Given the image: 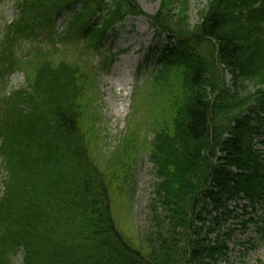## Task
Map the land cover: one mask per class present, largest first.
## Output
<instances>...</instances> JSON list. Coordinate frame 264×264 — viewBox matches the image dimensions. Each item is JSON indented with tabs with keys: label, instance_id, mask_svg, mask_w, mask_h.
Listing matches in <instances>:
<instances>
[{
	"label": "trees",
	"instance_id": "1",
	"mask_svg": "<svg viewBox=\"0 0 264 264\" xmlns=\"http://www.w3.org/2000/svg\"><path fill=\"white\" fill-rule=\"evenodd\" d=\"M7 1L16 18L0 25V264L21 252V264H228L231 220L264 240V0H207L195 23L189 0H159L151 15L134 0H0V10ZM128 17L166 46L105 156L86 80L49 57L78 44L98 53ZM41 39L49 49L34 46ZM17 72L24 86L6 93ZM141 144L153 185L138 231L125 208Z\"/></svg>",
	"mask_w": 264,
	"mask_h": 264
},
{
	"label": "rangeland",
	"instance_id": "2",
	"mask_svg": "<svg viewBox=\"0 0 264 264\" xmlns=\"http://www.w3.org/2000/svg\"><path fill=\"white\" fill-rule=\"evenodd\" d=\"M134 1L147 15L155 13L159 5V0ZM206 2L207 0H189V16L192 23L196 22V14ZM15 18L13 3L9 1L3 3L0 10V25L8 24ZM68 20L69 17L63 14L54 25V33L63 35ZM34 46L43 50L49 49L44 39L36 42ZM82 46L78 44V46L65 47L49 58L54 63L62 61L70 63L82 73L83 80H86V88L88 87L87 103L89 102L90 109L98 120L96 123V128L99 130L98 146L101 152L108 156L113 153L120 139L127 133L133 103L139 104L145 100L153 87H151L154 82L153 77L160 68L157 60L166 46V40L157 36L144 18L132 17L117 26L115 33L103 42V47L98 53ZM110 60L113 61L109 63ZM37 62L38 60L32 61V64ZM226 82H229L228 77ZM23 86V76L17 72L9 78L5 92ZM158 100L160 103V97ZM154 103L157 101L155 100ZM137 119H140V115ZM149 131L146 132L148 141L152 139ZM143 132L144 130L142 135ZM144 145L141 144L140 149H142L131 173L132 184L129 192L127 191L128 206L125 208L130 214L129 227L132 226L138 231L146 229V205L153 185L151 166L147 161V149ZM2 179L3 174L0 173V193ZM123 208L118 207L119 210ZM249 217H241V221ZM229 225L235 230L227 242L228 264H264V240H259L253 226L249 224L246 230L242 231L239 226H235V221L231 220L225 227ZM21 263L22 252L14 258V264Z\"/></svg>",
	"mask_w": 264,
	"mask_h": 264
}]
</instances>
